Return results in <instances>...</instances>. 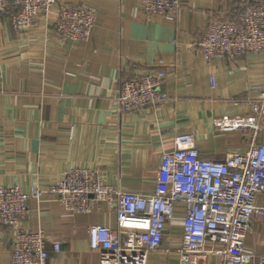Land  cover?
I'll return each mask as SVG.
<instances>
[{
    "label": "crops",
    "instance_id": "crops-1",
    "mask_svg": "<svg viewBox=\"0 0 264 264\" xmlns=\"http://www.w3.org/2000/svg\"><path fill=\"white\" fill-rule=\"evenodd\" d=\"M176 16L146 15L140 0H56L29 30L15 31L0 16V186L48 187L63 170L96 169L120 191L148 194L163 152L175 136L191 133L200 154L222 160L243 152L250 131L221 132L217 117L246 115L264 84V52L233 61L205 62L196 49L208 19H236L246 0H180ZM66 6L96 14L85 41L61 40L54 29ZM164 70L167 99L119 115L114 97L121 82L146 71ZM213 78V82L211 81ZM255 143L264 144V125ZM257 202L264 206V194ZM182 211L183 205H176ZM143 231L145 216L117 221L113 205L95 202L85 213L56 200H29L23 230L41 229L55 264H100L88 229ZM181 214L167 224L149 264H177ZM12 232L0 224V264H9ZM58 243L60 251H52ZM244 244L264 254V225L255 220ZM217 263L214 257L207 264Z\"/></svg>",
    "mask_w": 264,
    "mask_h": 264
},
{
    "label": "built area",
    "instance_id": "built-area-1",
    "mask_svg": "<svg viewBox=\"0 0 264 264\" xmlns=\"http://www.w3.org/2000/svg\"><path fill=\"white\" fill-rule=\"evenodd\" d=\"M56 0H0V16L13 30H29L38 16L48 15ZM148 16H176L180 0H140ZM96 22L90 9L66 6L57 12L54 29L61 40L85 41ZM196 49L205 62L233 61L249 53L264 52V0H246L236 19H208ZM164 70L146 71L121 82L114 97L117 114L153 107L164 102ZM1 81V69H0ZM213 82V78H211ZM251 100L246 115L217 117L213 127L221 132L250 131L251 141L241 153L222 160L207 159L195 145L194 135L175 136L174 146L160 157L154 188L148 194L120 191L104 182L96 169L63 170L48 187L0 186V224L12 232L9 264H55L48 260L44 232L23 230L21 220L29 200L59 201L65 209L85 213L95 202L113 205L117 221L145 216L143 231L111 230L103 225L88 229L89 246L100 251V264H149V255L161 246L167 224L181 214V247L177 264H264V254L247 248L244 240L255 220L264 225V144L255 137L264 125V84ZM176 205H183L182 211ZM58 253V243L52 244Z\"/></svg>",
    "mask_w": 264,
    "mask_h": 264
}]
</instances>
